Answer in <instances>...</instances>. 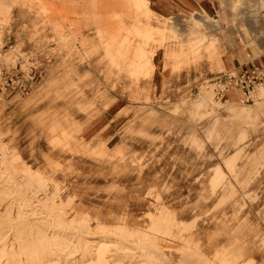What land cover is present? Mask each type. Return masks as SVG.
<instances>
[{
  "label": "rangeland",
  "instance_id": "obj_1",
  "mask_svg": "<svg viewBox=\"0 0 264 264\" xmlns=\"http://www.w3.org/2000/svg\"><path fill=\"white\" fill-rule=\"evenodd\" d=\"M233 4L232 30L0 0V264H264V94L211 86L224 37L264 22V0Z\"/></svg>",
  "mask_w": 264,
  "mask_h": 264
},
{
  "label": "crops",
  "instance_id": "obj_2",
  "mask_svg": "<svg viewBox=\"0 0 264 264\" xmlns=\"http://www.w3.org/2000/svg\"><path fill=\"white\" fill-rule=\"evenodd\" d=\"M151 10L160 17L195 14L197 12H206L219 21L221 27L232 29L235 23L233 0H148ZM264 20V19H263ZM259 27L251 24L249 26V35L251 43L242 45L240 39L234 35L224 37L225 51L221 57L222 65L226 72L239 71L244 66L260 65L264 66V22L261 20ZM224 73V72H223ZM234 100L239 98L243 100L241 92L233 89L232 93H226V97ZM116 122V121H115Z\"/></svg>",
  "mask_w": 264,
  "mask_h": 264
},
{
  "label": "built area",
  "instance_id": "obj_3",
  "mask_svg": "<svg viewBox=\"0 0 264 264\" xmlns=\"http://www.w3.org/2000/svg\"><path fill=\"white\" fill-rule=\"evenodd\" d=\"M211 86L217 99L223 98L226 91L234 87L241 92L243 101H255L259 89L264 87V66L246 65L239 71L221 73Z\"/></svg>",
  "mask_w": 264,
  "mask_h": 264
},
{
  "label": "bare ground",
  "instance_id": "obj_4",
  "mask_svg": "<svg viewBox=\"0 0 264 264\" xmlns=\"http://www.w3.org/2000/svg\"><path fill=\"white\" fill-rule=\"evenodd\" d=\"M231 88L235 89L234 87H231ZM231 88H230V89H231ZM227 91H228V90H227ZM227 91H226V93H227ZM226 93H225V95H224L223 98H226ZM263 94H264V87H262V88L259 89V94H258V98L256 99V101L262 99ZM115 235H116V234H115Z\"/></svg>",
  "mask_w": 264,
  "mask_h": 264
}]
</instances>
